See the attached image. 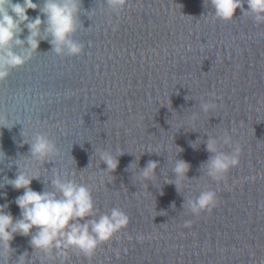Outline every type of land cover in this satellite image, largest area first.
<instances>
[{
    "label": "water",
    "instance_id": "95a60500",
    "mask_svg": "<svg viewBox=\"0 0 264 264\" xmlns=\"http://www.w3.org/2000/svg\"><path fill=\"white\" fill-rule=\"evenodd\" d=\"M213 12L210 0L207 7L204 0H127L117 16L107 0H83L75 34L85 46L81 55L57 56L49 37L0 81V124H14L0 127L7 156H0V182L16 177L17 160L40 174L31 184L38 192L52 190L55 171L67 170L92 189L98 213L85 219L114 207L130 218L91 260L73 253L65 264H264V25L241 9L232 21L214 20ZM38 14L44 18L38 10L27 12ZM28 34L25 29L20 38ZM201 98L217 107L204 114ZM194 114L196 130L180 127ZM224 131L243 152L240 165L217 184L202 165L211 155L209 135ZM36 132L55 141L59 154L52 161L26 158ZM197 139L202 142L193 149ZM176 146L183 151L176 154ZM104 149L125 151L111 174L102 172ZM175 158L191 165L180 191L165 182L175 180ZM150 160L159 164L157 178L145 186L136 176ZM209 189L217 192V206L191 214L185 201ZM23 191L0 188V205L7 203L14 218ZM30 239L15 236L6 264H18L24 253L26 264H61L33 249Z\"/></svg>",
    "mask_w": 264,
    "mask_h": 264
},
{
    "label": "clouds",
    "instance_id": "9594fccd",
    "mask_svg": "<svg viewBox=\"0 0 264 264\" xmlns=\"http://www.w3.org/2000/svg\"><path fill=\"white\" fill-rule=\"evenodd\" d=\"M207 3L208 0H204L205 7ZM82 4L83 0H44L42 5L34 0H22V2L0 0V81L7 79L11 70L28 63L34 53H37L40 41L48 40L49 37H51L49 42L52 45V51L57 56L81 55L85 46L75 39V34L80 28L79 14ZM126 4L127 0H107L109 12L117 16L126 8ZM210 4L214 9V20L232 21L236 10L241 9L243 16L249 15L257 25H264V0H210ZM29 9L38 10L44 18L40 14L30 18L27 15ZM25 29L29 34L26 39H21ZM17 48L20 50L17 51ZM201 101L204 114H208L217 107L212 100L201 98ZM184 123L196 130L199 116L194 114L187 121H180V127ZM13 126L14 124H0V127L8 129ZM201 142L200 139L191 141L190 146L197 149ZM27 143L30 146V155L26 158L30 161L44 164L52 161V158L59 154L55 141L44 133L36 132L29 137ZM224 146L231 147L232 151H222ZM176 148L178 149L176 154L183 151L178 146ZM206 150L211 155L202 165L204 174L217 184L226 182L230 171L240 165L242 146L239 143L233 144L232 135L224 131L219 137L209 135ZM124 152L119 149L116 153L107 149L99 151V160L107 165L102 172L113 173L119 165L117 157ZM0 156L7 158L2 149H0ZM17 161H14L19 166L16 177L10 179L5 176L0 182V188L11 185L16 190H24L23 194L15 199V204L21 210L19 218H14L10 211H6L9 208L7 203L0 205V264H6L13 251L11 242L16 235L30 236V245L33 249L43 252L49 259H53L54 256L59 257L61 264H65L73 253L91 260L101 244L111 241L118 233L128 228L129 216L116 207L110 212L100 214L98 219H85L95 217L98 209L95 206L91 187L78 182L75 178H69L75 177L74 172L69 173L65 170L61 173L56 170L50 181L52 190L46 187L44 191L38 192L33 190L31 184L33 180H40V174L29 171L28 163L22 166ZM134 165L136 167L135 162L130 165V168L132 169ZM158 167L157 161L150 160L136 178L145 186L148 181L154 183ZM190 168L191 165L187 161L175 158L172 162L175 180L167 178L165 182L174 183L180 191V184L185 178L188 179L187 173ZM45 183L47 184L46 181ZM217 203V192L209 189L200 191L195 198L187 199L184 207L191 214L198 216L202 212H210ZM81 220L85 222L81 223ZM128 238L132 239L131 236ZM136 239L142 241L144 237L138 235ZM120 254L117 250L116 255L120 256ZM26 257L27 253L22 254L18 264H26ZM42 264H44L43 261Z\"/></svg>",
    "mask_w": 264,
    "mask_h": 264
}]
</instances>
